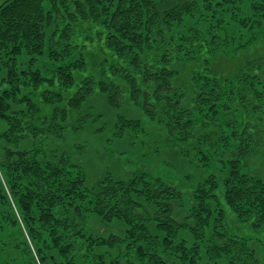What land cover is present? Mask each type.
<instances>
[{
	"label": "trees",
	"instance_id": "trees-1",
	"mask_svg": "<svg viewBox=\"0 0 264 264\" xmlns=\"http://www.w3.org/2000/svg\"><path fill=\"white\" fill-rule=\"evenodd\" d=\"M241 1L6 0L0 6V120L7 124L0 133V204L15 224L22 219L26 232L19 245L29 253L27 264H75L76 258L92 264V256L104 264L94 250L111 244L108 240L87 236L82 242L87 249L79 257L75 253L91 214L129 225L122 248L133 255V264H199L202 251L207 264H261L249 240L232 227L264 231V177L243 170L264 156V59L251 61L229 90L217 75L204 85H179L170 68L178 50L200 42L206 49L210 41L220 45L226 39L215 29L193 26L176 42L181 29L173 26L184 15L199 12L203 24L213 26L227 14L234 18ZM251 3L252 17H242L239 26L255 31L264 26V0ZM94 44L101 53L98 74L78 82L76 73L87 71ZM42 59L53 65L51 77L35 68ZM97 90L112 109L136 107L182 149L189 145L203 153L204 141L218 147L219 158L230 157L227 173L210 175L197 186L203 218L196 227L179 220L183 198L174 181H152L147 173L124 180L108 173L96 193L87 186V173L63 145L70 131L104 122L103 114L86 108ZM203 106L210 115L196 123ZM219 108L226 112L221 121ZM235 110L243 111L241 120ZM116 118L105 124L114 140L134 145L146 125L122 113ZM105 126L96 130L102 133ZM188 227L198 233L180 238ZM45 233L42 245L38 239Z\"/></svg>",
	"mask_w": 264,
	"mask_h": 264
},
{
	"label": "rangeland",
	"instance_id": "rangeland-1",
	"mask_svg": "<svg viewBox=\"0 0 264 264\" xmlns=\"http://www.w3.org/2000/svg\"><path fill=\"white\" fill-rule=\"evenodd\" d=\"M5 1L0 0V6ZM241 2L240 10H238L237 15L234 14V18L232 15L227 14L225 17L222 16L221 21L213 24V26H211L210 21L203 24V17L199 12L194 13L193 16L184 15L183 20L178 25L173 26L174 29H181L176 32L174 31L176 42L181 39L183 40V35L187 32L186 29H192L193 26L200 29H215L220 35L222 34L220 38L226 36V39L220 45L211 44L210 41L208 48L203 49V42H200L177 51V60H173L170 63V68L177 72L176 81L179 85H186L190 88L195 84L197 86L204 85L207 81H212L211 75H217L222 81L227 80V89L229 90L236 87L237 84V78L233 77L240 76L241 71L251 61L264 59V26L262 29H256L255 31L242 29L239 26V22L243 20L242 17L250 19L254 12L251 3L253 0H242ZM223 44H225L226 48L222 47ZM94 46L96 49L93 50L92 55L88 56L87 71L76 73L78 82L83 75L98 74L101 66V53L98 48L99 44H94ZM189 48L192 49L189 50ZM192 51L194 52L192 53ZM35 68L40 69L46 77L53 75L51 71L53 65L46 62V60H39ZM2 73L0 71V77ZM76 89L77 86L74 90ZM225 100L228 102L231 98L228 96ZM40 104L45 108L42 102ZM86 108H91L92 112L103 114L104 122L98 125L95 124L79 132L70 131L68 138L64 141L63 147L72 154L73 159L87 173V186L90 189H94L92 192L96 193L100 189L99 183L105 179L108 173H112L124 180L131 178L135 173H147L152 181H155V179H162L168 183L174 181L176 187L182 192L183 198V210L180 213L184 216L180 217L179 220L182 224L187 222L189 225L191 223L193 227H196L199 219L203 218V195L198 194L197 186L202 182L200 180H204L210 175L221 176L223 173H227L230 167V163H228L230 157L219 158L217 154L218 147L206 146L204 141H202L204 146L203 153L195 150L194 146L190 147L189 145L184 146V149H182L176 142L169 141L164 130L158 128L136 107L128 103L125 104L120 112L119 110L112 109L108 106L105 97L98 90ZM209 110L210 108L203 106V109L195 114L194 121L201 124L204 116L210 115ZM220 111L222 112V116L219 115L218 120L221 121L226 112L219 108ZM235 112L238 119L241 120L243 111L238 112L235 110ZM121 113L130 119L141 118L146 125L144 126V132H139L141 134L136 139L137 142L134 145H132L131 141H115L111 132L112 127L105 126L108 122H116V116ZM103 125L106 128L102 133L96 130L100 129L99 127L102 128ZM6 130L7 124L0 120V133H4ZM188 143H190V140ZM231 149H234L233 144L229 151ZM181 150L185 152L186 157L183 156L184 153L182 154ZM249 164V167L243 170L250 173V175H254L256 178L262 179L264 177V156L259 159H252ZM221 185H224V182ZM216 191L221 195L223 186ZM14 203L18 204L17 202ZM13 207H15L14 204ZM0 209V264H27L29 253L26 254V251H24V245H19L21 232H26L22 219L18 217V223L15 224L11 218L12 214L5 213L6 206L0 204ZM16 211L17 209H15ZM5 214H7V217L4 216ZM128 229L129 225L125 221L114 220L108 223L98 215L91 214L85 219V226L83 227L86 236L78 235L75 253L79 257L81 250L87 249V246L83 248L82 245V242L86 241L87 236H96L111 243L100 246L95 244L97 246H95L94 253L103 256L104 264H133V255L122 248V243L126 238ZM192 229L189 227L184 229V234L180 238L190 236L193 239V236L198 232H194V229ZM232 229L236 234L249 240L250 249L256 251V257L259 262L264 264V231L255 230L243 225L233 226ZM40 237L42 238H39L38 241L40 240V244L43 245L45 243L44 240L48 237V233ZM30 238L27 234L26 240L34 255L36 253L34 250L35 244ZM10 244L14 245L8 252L7 247ZM133 251H135V248ZM91 253L92 251H90V255ZM167 254L168 252L165 253V255ZM88 258L90 259V256ZM201 258L202 260L199 264H207V255L203 251ZM91 259L94 260L92 264H103L102 259L94 256ZM75 261V264H81L80 262H82L80 258H76ZM218 264H223V262L221 261Z\"/></svg>",
	"mask_w": 264,
	"mask_h": 264
}]
</instances>
